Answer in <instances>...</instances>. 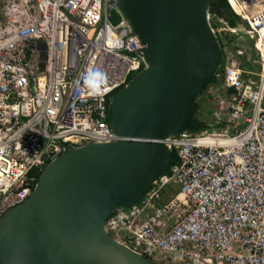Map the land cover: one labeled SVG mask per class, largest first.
I'll return each instance as SVG.
<instances>
[{
    "label": "built area",
    "instance_id": "1",
    "mask_svg": "<svg viewBox=\"0 0 264 264\" xmlns=\"http://www.w3.org/2000/svg\"><path fill=\"white\" fill-rule=\"evenodd\" d=\"M112 3L0 0V218L67 148L115 141L109 100L145 65L137 36L111 22ZM226 3L252 40L257 78L222 57L221 85L201 97L221 113L197 135L166 140L177 165L104 225L152 264H264V0ZM220 25L216 38L237 36Z\"/></svg>",
    "mask_w": 264,
    "mask_h": 264
},
{
    "label": "water",
    "instance_id": "2",
    "mask_svg": "<svg viewBox=\"0 0 264 264\" xmlns=\"http://www.w3.org/2000/svg\"><path fill=\"white\" fill-rule=\"evenodd\" d=\"M213 3L108 5L137 36L136 55L145 65L109 100L115 141L65 146L44 168L31 195L0 218V264H152L115 242L104 225L112 212L138 202L173 163L164 142L183 133L191 104L222 62L208 21Z\"/></svg>",
    "mask_w": 264,
    "mask_h": 264
},
{
    "label": "rangeland",
    "instance_id": "3",
    "mask_svg": "<svg viewBox=\"0 0 264 264\" xmlns=\"http://www.w3.org/2000/svg\"><path fill=\"white\" fill-rule=\"evenodd\" d=\"M111 22L113 23L112 19H111ZM238 23L239 24L236 27L237 36H234V35H231L225 32L226 37L224 36V34H221V36L218 38L219 40H221V46H222V50L220 49L221 56H222V53L224 54V51H225V54L223 56L224 60L226 58H229L235 63H238L241 69L244 70L245 72H248L247 67L248 68L250 67L251 68L249 69L251 70L250 72H253L251 74H255L258 72V65L256 61L257 60L256 54L252 46V40L246 37L244 35L245 31L243 33L241 27H239L241 25L244 30H247L244 23L240 21ZM209 24L211 28L213 29H219L222 27L221 25L214 26L215 24L214 22H212L211 17H209ZM223 64L224 62L223 63L221 62L220 66H223ZM224 96L226 95L221 94L220 101L225 99ZM199 105H200V110H199V114L197 115V117H198V120L203 122L205 125H208L211 122V120L213 119L214 113L216 112L221 113L218 110L219 104L216 101L202 100L200 101ZM222 109H224V107ZM164 194L167 195L168 192Z\"/></svg>",
    "mask_w": 264,
    "mask_h": 264
},
{
    "label": "trees",
    "instance_id": "4",
    "mask_svg": "<svg viewBox=\"0 0 264 264\" xmlns=\"http://www.w3.org/2000/svg\"><path fill=\"white\" fill-rule=\"evenodd\" d=\"M208 13H209V16L211 17L212 22H214V24H215L214 26H219L220 21H223L226 24V27H228V28H236L239 24L238 23L239 19L232 13V11L230 10V8L228 7V5L226 3V0H214V3L211 6V8L209 9ZM111 19H112L113 23H115V24L122 21L119 14L116 13L115 10L111 11ZM217 41L219 44V48L222 50L221 40L218 39ZM222 57H223V54H222ZM249 69H251V68L247 67L248 72L251 71ZM222 70H223V66H220L219 69L217 70V72L215 73L214 77L208 82V84L204 88V91L201 93V95L199 97H197L193 101V103L191 104L190 112H189V118L187 121V126L184 129L183 133L194 136V135H197V134L203 132L206 129V125L203 122L199 121L198 117H197V115L199 114V110H200L199 103L202 100L201 97L204 95V93L209 88L218 87L221 85V80L217 76L220 73H222ZM136 75L130 76L128 79V83H130ZM108 107H109V105H108ZM108 119H109V112H108ZM172 158H173V163L170 166H172L176 163V155L174 152H172ZM169 170H170V167L163 175L168 174ZM114 215H115V212H112L110 214L109 218L113 217Z\"/></svg>",
    "mask_w": 264,
    "mask_h": 264
},
{
    "label": "bare ground",
    "instance_id": "5",
    "mask_svg": "<svg viewBox=\"0 0 264 264\" xmlns=\"http://www.w3.org/2000/svg\"><path fill=\"white\" fill-rule=\"evenodd\" d=\"M256 78H257L256 74H251V73H250V75H249V79H250V83H251V84L255 81ZM221 94L226 95L224 90L221 91V93H220V97H221ZM220 97H219V99H220ZM224 97H226V96H224ZM209 143L217 144V145H225V144H227V142H222V141H220V140H218V141L211 140V142H209ZM229 144L235 145L236 143L233 142V141H231V142H229Z\"/></svg>",
    "mask_w": 264,
    "mask_h": 264
},
{
    "label": "flooded vegetation",
    "instance_id": "6",
    "mask_svg": "<svg viewBox=\"0 0 264 264\" xmlns=\"http://www.w3.org/2000/svg\"><path fill=\"white\" fill-rule=\"evenodd\" d=\"M113 7H114V0H113ZM115 212V211H114ZM109 218V217H108ZM107 221V220H106Z\"/></svg>",
    "mask_w": 264,
    "mask_h": 264
}]
</instances>
